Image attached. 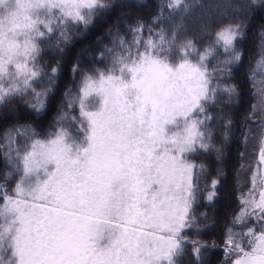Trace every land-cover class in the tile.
Masks as SVG:
<instances>
[{
    "label": "snow or ice",
    "instance_id": "1",
    "mask_svg": "<svg viewBox=\"0 0 264 264\" xmlns=\"http://www.w3.org/2000/svg\"><path fill=\"white\" fill-rule=\"evenodd\" d=\"M165 3L169 16H153L154 25L196 9L203 21L226 15L224 8L264 11V0H163L161 13ZM115 6L106 0H0V104L30 95L32 109L43 110L59 69L43 71L40 45L58 33V47L69 24L87 26ZM243 26L237 19L223 23L201 50L181 38L183 22L169 32L137 19L127 35L117 30L112 47H105V67L83 73L79 92L65 94L70 102L58 109L55 131L28 124L7 129L0 138V264H183L185 255L201 264L202 253L217 245L185 238L186 230L200 231L195 205L207 172L188 157L200 150L219 158L207 105L218 90L211 87L213 74L241 59L236 43ZM45 75L48 87L38 91ZM18 138L24 139L19 147ZM217 184L204 186L209 205L218 198ZM237 203L222 251L230 264H264V132L250 187Z\"/></svg>",
    "mask_w": 264,
    "mask_h": 264
},
{
    "label": "trees",
    "instance_id": "2",
    "mask_svg": "<svg viewBox=\"0 0 264 264\" xmlns=\"http://www.w3.org/2000/svg\"><path fill=\"white\" fill-rule=\"evenodd\" d=\"M107 3L116 5L97 13L87 26L69 24L67 26V40L58 44V33L46 39L41 45L38 63L46 74H51L53 68L59 71L49 88L45 98V107L41 111H34L31 106V96H15L0 104V138L3 133L14 126L28 124L40 132L55 131L57 128L55 118L58 109L66 106L70 98L65 94L69 91L73 96L79 92L83 73L93 68H104L107 60L101 59L105 47H112L117 30L120 35H127V26L137 19L146 26L154 28L167 27L171 32L176 24L183 22L187 31L181 38H191L197 42L201 50L213 42L215 32L223 24L237 19L243 22L242 35L236 43L241 54L239 61H234L223 69L222 75L213 74L211 87L217 88L214 102L207 105V111L213 119L209 127L214 139L211 143L220 149L219 158L215 151L205 153L198 150L189 155V160L207 170L201 179V194L195 205L198 227L186 230L187 240H199L202 244L217 245L216 248L204 251L201 255V264H230L228 257L222 251L224 246V233L228 226L230 215L239 205L237 196L239 192H247L250 187L252 170L258 159L261 133L264 132V88H261L254 78V68L261 54L264 42V11L234 14L231 8H224L226 15H213L206 21L200 20V10H194L190 17L182 14L173 15L171 22L165 25H154L152 18L161 15L169 16V10L164 6L160 12L163 0H106ZM191 3L192 0H185ZM203 3H244L248 0H202ZM122 3H135L143 7H121ZM126 17V19H122ZM113 35H109V31ZM147 37V32H145ZM223 55L212 59L208 65L211 71ZM78 66L80 71L73 72ZM48 75L43 77L37 90L47 86ZM235 87V93L229 95L224 89ZM70 115H78V109H69ZM229 121L231 122L229 124ZM225 125H228L225 128ZM23 138L17 139L15 146H22ZM3 149H0V153ZM5 169V162L0 155V172ZM213 180H218L217 199L211 205L206 201L207 192L205 185H211ZM14 186V185H13ZM211 190V189H209ZM207 214V219H202L201 214ZM213 230H206L207 226ZM191 244L185 245V252L191 253ZM183 264H194L190 255L183 257Z\"/></svg>",
    "mask_w": 264,
    "mask_h": 264
},
{
    "label": "rangeland",
    "instance_id": "3",
    "mask_svg": "<svg viewBox=\"0 0 264 264\" xmlns=\"http://www.w3.org/2000/svg\"><path fill=\"white\" fill-rule=\"evenodd\" d=\"M264 54V42L261 47V54L260 57L255 65L254 68V78L257 82V84L261 87L264 88V61H261L260 58ZM259 64V66H257Z\"/></svg>",
    "mask_w": 264,
    "mask_h": 264
}]
</instances>
